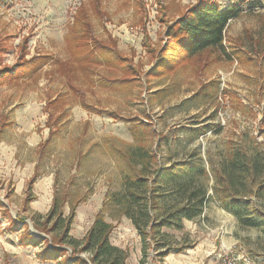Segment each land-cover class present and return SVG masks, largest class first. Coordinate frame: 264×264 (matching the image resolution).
Masks as SVG:
<instances>
[{
	"label": "rangeland",
	"instance_id": "obj_1",
	"mask_svg": "<svg viewBox=\"0 0 264 264\" xmlns=\"http://www.w3.org/2000/svg\"><path fill=\"white\" fill-rule=\"evenodd\" d=\"M100 1L107 16L92 0H0L1 68L44 58L42 65L26 64L20 74L0 80V264L72 262L67 245L63 257L42 258L55 237L37 229L32 218L45 219L57 193H69L72 203L85 197L70 230L71 237L83 241L106 195L123 191V174L129 173L126 154L140 147L158 153L151 174L192 159L207 170L202 216L184 220L183 229L164 230L178 243L183 240L193 247L173 252L164 264H223L221 256L264 264V191L257 192L264 185V173L248 175L235 191L219 190L238 152L264 156V59L254 56L255 42H264V0H212L221 8L242 9L225 33L227 49L235 52L232 61L208 51L187 69L150 82L145 75L155 57L148 50L158 49L167 25L199 0H160L164 17L152 13L156 0ZM146 9L151 12L147 29ZM164 18L167 24L161 23ZM88 33L110 47L115 39L127 67L114 53L93 58L77 49L76 39ZM35 167L40 179L32 194L37 200L28 207L25 186ZM175 184L168 181L162 187L171 206L178 203L170 193ZM232 193L249 205L245 220H256L258 226L225 209L224 197ZM115 210L106 215L113 227L111 243L128 251L126 264H141L140 236L129 219L115 216ZM69 212L65 206L64 217ZM27 233L40 244L31 245ZM89 255L75 258L88 260Z\"/></svg>",
	"mask_w": 264,
	"mask_h": 264
},
{
	"label": "trees",
	"instance_id": "obj_2",
	"mask_svg": "<svg viewBox=\"0 0 264 264\" xmlns=\"http://www.w3.org/2000/svg\"><path fill=\"white\" fill-rule=\"evenodd\" d=\"M157 1L160 5L158 15L164 17L165 5L162 4V1ZM241 11L242 9L239 6L221 8L218 2L212 0H199L196 4L187 8L181 16L167 25L161 46L158 49L151 47V50H148L152 57H155V64L145 75L147 82H150L153 78L164 79L180 70L187 69L192 66L194 58H200L202 55H206L208 51H215L222 55L226 61H232L235 52H230L227 49L225 33L230 22L238 17ZM161 23L167 24L168 21L164 18L161 19ZM82 27L89 30L88 32L91 31L88 24L84 23ZM147 41L150 40L146 35ZM255 45L257 49L254 56H260L264 59L263 39L256 41ZM75 46L93 58L97 57L99 53H114L116 58L125 63V67H127V58L121 56L122 54L117 50L116 40H112L113 47H110L95 38H91L88 33L86 36L76 39ZM1 51L4 50L0 49ZM247 54L252 55L250 52ZM37 61H40L42 65L44 58H41V56L34 57L14 67L1 68L2 64H0V80L7 75L16 76L20 74L19 72H22L26 64ZM129 63L133 66L135 75L139 77L138 69L131 61ZM33 66L37 67L38 65L35 63ZM50 133L52 137L55 131ZM126 158L128 159L129 173L125 172L123 174V191L106 195L102 208L96 215L94 223L83 241H77L71 237L70 230L77 209L80 203L85 201V197L72 203L69 193L61 195L57 193L54 195L49 215L45 219L43 215L33 216L32 219H34L37 229L47 230L55 237L53 246H47L41 252L44 260H56L63 257L67 253L64 248L67 245L73 251L74 260L62 264H126L129 253L112 245L110 238L113 227L106 220L107 213L115 208L117 209L115 210L117 211L115 216L129 219L140 236L143 255L141 264H145L148 259H150V264H164L165 259L173 252L182 253L193 247L190 243H183V240L178 243L164 230L171 228L183 229L184 220L193 221L202 216L207 201V191L202 179L206 177L207 170L200 165L197 166L192 159L157 169L155 174L154 172L151 174V164L158 165V153H150L143 147L137 149L135 154H126ZM137 160H140L139 164ZM140 164H143L142 168L138 169ZM228 169L222 176L223 181L221 180L220 183L223 187L219 188L220 191L232 189L235 191V186L238 183H243L248 175H262L264 173V156L257 154L255 157H249L238 152L235 159L229 164ZM150 175H154V178H150ZM37 178L36 174L29 181L28 196L25 200V205L28 207L35 199L32 188ZM168 181L176 183L174 191L170 193L174 195L173 197L178 203L172 206L169 198H166L162 193L163 184ZM261 188L257 190L258 193L264 191V185ZM165 199L169 202L163 205L162 201ZM224 199L227 201L225 204L227 211L245 221L248 225L258 226L256 220H245L249 211L248 203L236 199L233 193L225 196ZM65 206H68L70 210L67 217H64ZM13 224V227L16 228L17 223L13 221ZM25 236L27 240L31 241V245L40 244V240H37L30 233L25 234ZM87 253L90 254L88 260L81 257L75 258L77 254Z\"/></svg>",
	"mask_w": 264,
	"mask_h": 264
},
{
	"label": "crops",
	"instance_id": "obj_3",
	"mask_svg": "<svg viewBox=\"0 0 264 264\" xmlns=\"http://www.w3.org/2000/svg\"><path fill=\"white\" fill-rule=\"evenodd\" d=\"M92 4H93V6L94 7H100V9H99V11L102 13V16H104V12L102 11V7H101V1L100 0H92V2H91ZM82 7V6H81ZM81 7L80 8H78L77 9V11H76V14H78V12H80L81 11ZM156 9L154 8V9H152V13H153V15H157L158 16V14H159V5H158V3L156 2ZM105 15L107 16L108 14L105 12ZM150 15H151V12L150 11H148L147 9H146V14H145V16H147L146 17V19H145V24H146V22H147V19L150 17ZM178 18V17H177ZM176 18V19H177ZM75 22H76V19H75ZM75 24H72V27L74 26ZM82 25V24H81ZM163 26V25H162ZM91 28V27H90ZM146 29H147V26H146ZM165 32H166V30L164 31V33H163V38H164V34H165ZM115 40V39H114ZM163 40V39H162ZM107 45V44H106ZM39 57V56H38ZM34 58V57H33ZM32 59V58H31ZM31 59H27V60H31ZM7 125H8V123H7ZM45 143V142H44ZM37 174V167H35V169H34V173H33V175H32V177H30L28 180H27V182H26V186H25V191H28V188H29V181H31L33 178H34V176ZM37 176H38V178H37V180H36V182L34 183V185H33V188H32V193L35 195V192H34V190H35V185H36V183L38 182V180L40 179V177H39V175L37 174ZM35 197V199L30 203V207H31V204L34 202V201H36L37 200V196H34ZM53 199H54V196H53ZM53 199H52V204H53ZM52 206V205H51ZM51 209V208H50ZM188 250V249H187ZM183 253V252H182ZM171 255V254H170ZM169 255V256H170ZM168 256V257H169ZM166 260V259H165Z\"/></svg>",
	"mask_w": 264,
	"mask_h": 264
},
{
	"label": "built area",
	"instance_id": "obj_4",
	"mask_svg": "<svg viewBox=\"0 0 264 264\" xmlns=\"http://www.w3.org/2000/svg\"><path fill=\"white\" fill-rule=\"evenodd\" d=\"M221 257H222V260H223V264H251V263H249L247 261H245V263L244 262L242 263L239 260L231 259L228 256H226L225 258H223V256H221Z\"/></svg>",
	"mask_w": 264,
	"mask_h": 264
}]
</instances>
